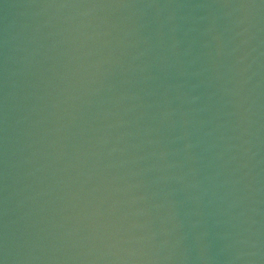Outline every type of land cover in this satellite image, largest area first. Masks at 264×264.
Instances as JSON below:
<instances>
[{
  "label": "water",
  "instance_id": "1",
  "mask_svg": "<svg viewBox=\"0 0 264 264\" xmlns=\"http://www.w3.org/2000/svg\"><path fill=\"white\" fill-rule=\"evenodd\" d=\"M0 79L134 125L264 194V0H0Z\"/></svg>",
  "mask_w": 264,
  "mask_h": 264
}]
</instances>
